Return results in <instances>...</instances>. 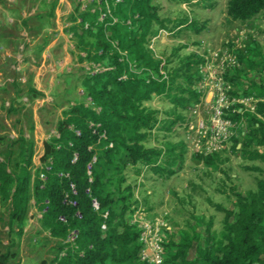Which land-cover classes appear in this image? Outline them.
Instances as JSON below:
<instances>
[{
  "label": "trees",
  "instance_id": "obj_1",
  "mask_svg": "<svg viewBox=\"0 0 264 264\" xmlns=\"http://www.w3.org/2000/svg\"><path fill=\"white\" fill-rule=\"evenodd\" d=\"M100 6L101 11L77 13L71 29L80 52L100 68L83 80L90 104H75L64 113L57 135L44 144L35 174V145L23 136L12 144L19 146L14 170H9L15 157L11 149L0 163V198L10 206L11 235L22 238L32 201L41 213L42 227L52 237L67 240L73 235L74 240L60 248L63 255L53 264H146L140 259L139 231L131 222L137 210L133 189L128 186L129 194L123 195L122 179L116 191H111L116 185L112 176L139 165L155 175H175L177 164L184 161L186 145L145 146L158 124L157 112L146 104L154 96H163L174 109H187L200 98L193 89L197 75L192 71L197 62H184L164 74L162 62L149 49L158 33L156 27L166 29L154 0H101ZM263 12L264 0H229L227 5V15L234 21L246 22ZM185 23L197 34L205 29L196 22ZM253 51L259 55L257 49ZM235 73L227 78L237 88L232 94L238 99L252 97L256 104L254 112H238L242 107L238 103L228 112L233 123L246 120L244 134L232 138V149L250 161L264 163V152L257 149L264 148V84H244L240 71ZM178 120H172L168 129ZM218 156L198 155L207 165H213ZM234 196L232 210L213 204L225 214L220 240L211 234L209 222L203 246L197 233L185 234L171 244L174 253L164 242L165 262L264 264V178L258 181L256 191ZM16 245L11 239L9 250L0 254V264H9L15 255L10 250ZM193 249L197 256L191 260L188 255Z\"/></svg>",
  "mask_w": 264,
  "mask_h": 264
},
{
  "label": "rangeland",
  "instance_id": "obj_2",
  "mask_svg": "<svg viewBox=\"0 0 264 264\" xmlns=\"http://www.w3.org/2000/svg\"><path fill=\"white\" fill-rule=\"evenodd\" d=\"M228 2L154 0L166 29L156 27L158 33L150 41L149 49L162 62L164 74L184 62H197L192 71L197 75L193 89L200 98L187 109H174L163 96H154L146 104L157 112L158 124L145 146L186 145L184 161L177 164L175 175H155L139 165L112 176L116 185L111 191H116L123 179L120 192L126 195L128 186L133 189L132 200L137 210L150 218H164L167 228L163 238L171 246L170 253L175 252L171 244L178 243L185 234H199L203 246L209 222L213 226L211 234L220 240L225 214L214 205L234 209V194L256 191L258 181L264 178V163L250 161L232 149V138L244 134L246 120L233 123V136L213 165L198 157L202 154L196 149V130L191 131L192 126L197 128L200 117L208 116L211 101H218L220 91L227 97L228 104H222L225 110L226 106L229 108L225 118L237 103L242 106L238 112H254V98L238 99L232 94L237 88L227 78L233 77L235 71H240L244 84H264V12L246 22L234 21L227 15ZM100 4L101 0H0V163L11 149L15 157L10 171L14 170L19 154V146L12 145L15 140L23 136L34 142L35 174L41 166L44 144L57 135V124L64 113L75 104H90L83 80L100 68L80 52L71 29L77 13L101 11ZM103 18L104 15L99 17ZM180 22L184 24L179 25ZM185 22H196L205 29L197 34ZM176 118L180 120L169 130V123ZM257 149L264 152V148ZM9 211V203L0 198V254L9 250L11 239L17 244L10 250L15 255L9 264H53L56 257L63 255L60 248H67L66 244L73 241L72 234L67 240L52 237L42 227L41 213L33 201L23 236L18 240L10 234ZM196 256L193 249L188 258L193 260Z\"/></svg>",
  "mask_w": 264,
  "mask_h": 264
},
{
  "label": "built area",
  "instance_id": "obj_3",
  "mask_svg": "<svg viewBox=\"0 0 264 264\" xmlns=\"http://www.w3.org/2000/svg\"><path fill=\"white\" fill-rule=\"evenodd\" d=\"M223 103L228 104L227 97L225 92L220 91L218 101H211L208 116L198 119L196 129L194 126L191 127V131L196 130L195 145L198 153L202 155L208 156L221 152L233 136V133L230 132L233 122L224 117L225 112L229 108L226 106L227 110H225V106L222 105ZM195 106L198 108V105ZM94 206L98 208L96 202ZM131 222L137 226L140 234L139 242L142 245L140 253L141 261L146 264H167L164 258L163 230L167 228L164 218H150L148 214L136 210L133 213Z\"/></svg>",
  "mask_w": 264,
  "mask_h": 264
},
{
  "label": "crops",
  "instance_id": "obj_4",
  "mask_svg": "<svg viewBox=\"0 0 264 264\" xmlns=\"http://www.w3.org/2000/svg\"><path fill=\"white\" fill-rule=\"evenodd\" d=\"M13 1H15V0H13Z\"/></svg>",
  "mask_w": 264,
  "mask_h": 264
}]
</instances>
